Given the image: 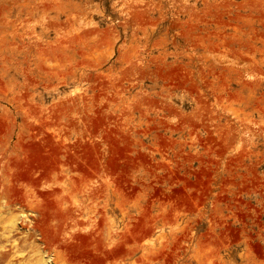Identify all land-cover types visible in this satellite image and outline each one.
<instances>
[{
	"label": "rangeland",
	"instance_id": "rangeland-1",
	"mask_svg": "<svg viewBox=\"0 0 264 264\" xmlns=\"http://www.w3.org/2000/svg\"><path fill=\"white\" fill-rule=\"evenodd\" d=\"M0 264H264V0H0Z\"/></svg>",
	"mask_w": 264,
	"mask_h": 264
}]
</instances>
